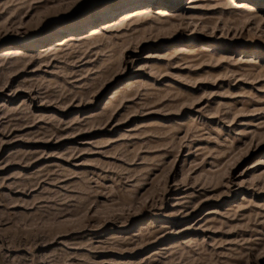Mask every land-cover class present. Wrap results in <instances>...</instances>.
I'll return each instance as SVG.
<instances>
[{
    "label": "rangeland",
    "instance_id": "374dc122",
    "mask_svg": "<svg viewBox=\"0 0 264 264\" xmlns=\"http://www.w3.org/2000/svg\"><path fill=\"white\" fill-rule=\"evenodd\" d=\"M129 1L0 0V264H264V0Z\"/></svg>",
    "mask_w": 264,
    "mask_h": 264
},
{
    "label": "bare ground",
    "instance_id": "6f19581e",
    "mask_svg": "<svg viewBox=\"0 0 264 264\" xmlns=\"http://www.w3.org/2000/svg\"><path fill=\"white\" fill-rule=\"evenodd\" d=\"M133 1H136V0H130L128 3H127V5L129 6V5H132V3H133ZM138 2H143V1H145V0H137ZM197 0H190V2H196ZM216 2H219L220 0H215ZM234 0H223V5H224V3H226V4H230V3H232ZM131 2V3H130ZM140 2V3H141ZM219 4V3H218ZM217 4V5H218ZM122 8L124 7V5L123 6H121ZM199 6H191V8H198ZM235 7L236 8H243V9H245V10H247V11H250V10H254V11H257V7H256V5H254L252 2H249V1H246V0H240V1H237V3L235 4ZM144 9H145V6H139V7H136V8H134V9H132V10H126V11H124V12H122L121 13V15H120V18H118L119 19V21H121V20H127V19H129L130 17H132L133 15H136L137 13H140V12H142V11H144ZM115 10H118V8H112L111 10H108L107 12H109V13H113ZM165 12V10H159L158 11V13H164ZM104 16H100V15H97V16H95V18H94V20H98V19H102ZM105 23H107V24H103L102 26L103 27H109L110 25H112V24H114L115 22H112V21H108V22H105ZM76 25L75 26H77V28L78 29H80L81 28V26H82V23H80V22H78V23H75ZM118 24V23H117ZM74 25V23L73 24H71L70 25V29H72V31L74 30V29H76L75 28V26H73ZM102 26H99V28L98 27H92L90 30H89V33L90 34H92V33H95V32H98L99 31V29H100V27H102ZM77 30V29H76ZM79 33L77 32L76 33V35H78ZM72 35V36H71ZM73 35H75L74 33H72V34H70V35H65V36H63L60 40H58V41H55V45H64V44H66L69 40H72V39H75L74 37H73ZM208 49V48H207ZM128 83H130V82H128Z\"/></svg>",
    "mask_w": 264,
    "mask_h": 264
}]
</instances>
